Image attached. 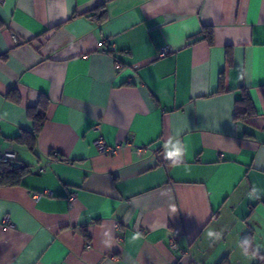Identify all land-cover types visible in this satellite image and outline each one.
I'll return each mask as SVG.
<instances>
[{
  "label": "crops",
  "instance_id": "0c3cea01",
  "mask_svg": "<svg viewBox=\"0 0 264 264\" xmlns=\"http://www.w3.org/2000/svg\"><path fill=\"white\" fill-rule=\"evenodd\" d=\"M0 23V153L30 167L0 185V264H254L249 232L264 255V0H3Z\"/></svg>",
  "mask_w": 264,
  "mask_h": 264
},
{
  "label": "trees",
  "instance_id": "16d2710c",
  "mask_svg": "<svg viewBox=\"0 0 264 264\" xmlns=\"http://www.w3.org/2000/svg\"><path fill=\"white\" fill-rule=\"evenodd\" d=\"M93 21L100 22L106 19V7L105 4H101L97 6L92 12L86 14ZM1 25V23H0ZM203 37L208 44H213V32L212 29L209 27L203 28ZM223 87V76H220V89L222 91ZM262 91V95L264 98V85L260 87ZM7 98L17 103L20 100L18 94H16L13 90L7 94ZM46 104L47 98L42 97L39 101V104L34 108H28L27 115L33 122V128L31 131H23L22 133L14 136L11 141L23 144L28 147L30 150H33L36 146V139L41 131L45 119H46ZM256 114V110L254 104L250 98V95L247 91L243 90L242 97L236 100L234 105V120H246L247 118ZM55 158L70 162L65 157L61 156L60 154H52ZM30 172V167L26 163H22L20 161H13V160H0V185H18L20 180L24 175ZM85 233V228H83ZM86 236V233L84 234ZM248 240L249 243L245 244V240ZM242 245L244 250L247 249L248 252H252L255 257L256 261L254 264H264V255L256 250L253 244L251 232L245 235L242 239Z\"/></svg>",
  "mask_w": 264,
  "mask_h": 264
},
{
  "label": "built area",
  "instance_id": "2783aa9c",
  "mask_svg": "<svg viewBox=\"0 0 264 264\" xmlns=\"http://www.w3.org/2000/svg\"><path fill=\"white\" fill-rule=\"evenodd\" d=\"M2 1L3 0H0V2H2ZM169 51L170 50L168 48L164 47V48H162V49L159 50V52H158L157 55L159 57H162V56L166 55ZM96 127H98V126H96ZM95 145L97 147V150L100 153L105 154V155H113L121 147V144H119V143H117L115 145H110V144L106 143L102 137H99V138H97L95 140ZM141 151H142L141 149H138L137 150L138 154H140ZM14 157H15V155L12 152H3V153H0V160H12V159H14ZM39 171L40 172L44 171V168L43 167L39 168ZM74 196H75L74 193H71L69 195V197L71 199L74 198ZM0 223L2 225H6V226L9 225L10 226L11 223H10L9 216L8 215L0 216ZM172 245H174V244L172 243Z\"/></svg>",
  "mask_w": 264,
  "mask_h": 264
},
{
  "label": "clouds",
  "instance_id": "9594fccd",
  "mask_svg": "<svg viewBox=\"0 0 264 264\" xmlns=\"http://www.w3.org/2000/svg\"><path fill=\"white\" fill-rule=\"evenodd\" d=\"M180 155H181L180 151H179V149H177L175 151L167 152L166 158L172 160L174 164H177V163H179ZM208 235H209V237H211V236H213V233L209 232ZM133 239H135V237H133ZM248 243H249V241L246 239L245 244H248ZM246 251H247V249H245V252Z\"/></svg>",
  "mask_w": 264,
  "mask_h": 264
}]
</instances>
